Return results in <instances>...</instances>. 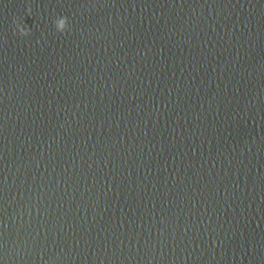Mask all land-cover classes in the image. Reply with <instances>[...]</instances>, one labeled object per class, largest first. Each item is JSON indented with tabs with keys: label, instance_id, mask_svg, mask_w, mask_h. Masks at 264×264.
I'll use <instances>...</instances> for the list:
<instances>
[{
	"label": "water",
	"instance_id": "95a60500",
	"mask_svg": "<svg viewBox=\"0 0 264 264\" xmlns=\"http://www.w3.org/2000/svg\"><path fill=\"white\" fill-rule=\"evenodd\" d=\"M0 264H264V0H0Z\"/></svg>",
	"mask_w": 264,
	"mask_h": 264
},
{
	"label": "clouds",
	"instance_id": "9594fccd",
	"mask_svg": "<svg viewBox=\"0 0 264 264\" xmlns=\"http://www.w3.org/2000/svg\"><path fill=\"white\" fill-rule=\"evenodd\" d=\"M28 13L31 14V9L28 10ZM16 29L19 33V35L23 37H28L31 35V30L28 28V26L25 23H21L16 21ZM55 27L57 32L59 33H66L70 30V22L67 17H59L55 21Z\"/></svg>",
	"mask_w": 264,
	"mask_h": 264
}]
</instances>
